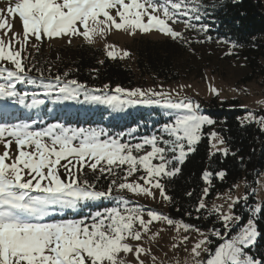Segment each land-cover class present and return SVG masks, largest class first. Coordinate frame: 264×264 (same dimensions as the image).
Returning a JSON list of instances; mask_svg holds the SVG:
<instances>
[{"label":"snow or ice","instance_id":"6c2138e0","mask_svg":"<svg viewBox=\"0 0 264 264\" xmlns=\"http://www.w3.org/2000/svg\"><path fill=\"white\" fill-rule=\"evenodd\" d=\"M6 13L0 10V101L34 109L46 102H78L83 97L86 103L107 106L110 117L135 105H161L169 119L139 137V124L112 134L103 127H71L60 122L41 127H36L35 120L0 122V145L4 149L0 153V264H147V258L151 264H162L152 249L145 247L146 238L153 241L158 235L152 231L154 222H166L199 237L190 248L187 234L179 244H172V251L183 245L186 254L174 264H264V259L251 253L261 235L257 217L264 215V198L258 196L255 179H245L247 189L241 196L232 195L239 183L224 193L217 192L225 204L209 206L206 200L214 189L213 177L224 181L227 171L202 173L205 187L192 211L197 213V220L213 221L206 232L202 226L147 208L122 194L127 190L155 199L158 189L164 202H174L166 181L181 172V165L204 135V127L215 124L201 113L198 102L187 95L174 99L163 85L159 90L117 85L113 92L105 83L100 89H92L70 79L72 69L52 75L51 65L40 66L33 55L40 53L45 38L67 37L71 45L73 38L80 37L91 45L113 29L132 36L157 30L194 53L193 43L213 39L210 25L204 22L208 11L202 0H15ZM17 15L19 32L13 30ZM178 23L184 25L183 31L174 27ZM189 30L196 36L186 35ZM104 47L111 59L131 55L114 45ZM236 47L232 43L225 55H234ZM22 84L35 85L41 91L29 96L19 90ZM211 92L219 95L215 87ZM246 111L242 124H256L264 131V111ZM207 135L215 141L210 155H236L219 133L213 130ZM253 171L262 177L260 190L264 191V174ZM137 173V179L130 181ZM102 179L108 181L103 189L98 187ZM193 194L194 190L185 193L189 198ZM108 200L113 206L79 218L54 219L56 214L78 213ZM237 205L249 214L242 226L243 217L235 212ZM192 211L186 215L192 217Z\"/></svg>","mask_w":264,"mask_h":264},{"label":"trees","instance_id":"16d2710c","mask_svg":"<svg viewBox=\"0 0 264 264\" xmlns=\"http://www.w3.org/2000/svg\"><path fill=\"white\" fill-rule=\"evenodd\" d=\"M207 3L208 15L204 22L210 25L209 35L213 39L223 38L232 41L240 48L238 55L249 70L241 78L242 81L251 82L260 79L264 83V0H207ZM212 5L215 7L213 8ZM200 37L203 39L202 35ZM132 49L135 54L130 55V61L119 58L109 59L100 49L88 45L51 48L46 52L40 50L39 54L33 53V55L40 66L47 68L51 65L52 75L72 69L69 78L86 83L92 89H100L105 83L109 84L110 88L117 85L124 88L132 87L137 83L145 82L147 78L151 81L156 78L172 81L180 77L181 68L186 67L187 70L195 71L206 68V63L197 60L194 56L191 57L188 47L171 39L140 38L128 46L129 51ZM58 56L59 60H57ZM100 60L104 63H98ZM184 61L186 64L183 66ZM94 69L96 71H93ZM32 75L37 74L33 72ZM45 75H48L47 71ZM19 90L29 95L41 91L35 85L26 84L19 85ZM59 108H61L59 105L52 108L43 106L44 110L52 109L55 113L52 117L50 114L45 116L48 121L56 119ZM35 110L36 108L32 110L34 114H36ZM203 111L215 120L213 126L216 132L225 139L227 146L231 151L236 152V155L230 154L227 157L221 153L210 155L209 139L204 134L195 145V150L188 154L181 165V172L175 178L166 181L168 195L174 198V202L167 205V214L175 219L183 218L190 224L202 226V229L207 231L213 221L197 220L194 218L197 213L192 211L205 187L202 173L205 170L227 171L224 181L213 177L214 189L206 200L207 203L216 196L217 192L227 191L234 183L243 182L245 193L247 189L245 179L247 182L255 179L257 189L261 177H256L253 170L264 174V131H261L256 124H242L246 111L239 107L236 100L218 102L213 98ZM241 157L244 158L243 163L240 161ZM190 190H194L191 198L185 195ZM259 197L264 198V193ZM189 211H192V217L186 215ZM235 212L243 217L240 222L242 226L247 222L249 214L242 205H237ZM257 224L261 235L255 247L251 249V253L258 259H264V215L257 217Z\"/></svg>","mask_w":264,"mask_h":264},{"label":"rangeland","instance_id":"374dc122","mask_svg":"<svg viewBox=\"0 0 264 264\" xmlns=\"http://www.w3.org/2000/svg\"><path fill=\"white\" fill-rule=\"evenodd\" d=\"M14 2L15 0H0V10H3L4 13L7 14V7L11 4H14ZM202 2L204 5H208L207 0H202ZM13 24L14 31L19 32L22 30L18 15L13 20ZM174 27L177 30H184V25L182 23H178L174 25ZM186 35L193 37L196 36V33L189 30L186 32ZM140 38H147L149 40L170 39L160 34L157 30H153L149 34H141L137 32L135 36H132L123 30L113 29L106 36V38L97 37L95 43L91 45L80 37L73 38L71 45L67 43V37L52 40H47V38H45L44 42L42 43L41 50L46 52L51 48L88 45L100 49L106 56L104 47L105 44L114 45L118 51L128 50V46L131 45L133 41ZM199 38L202 39L201 37ZM223 40L227 39H213L212 41L203 44L193 43L194 45L192 48L195 49V52H191V57L194 56L197 60L206 63V68L202 71H195L193 69L187 70L185 67L181 68L180 77H178L176 80L163 81L159 78H156L154 81H151L147 78L145 82L137 83L132 87H126V89H134L139 87L144 90L149 88L159 90V86L163 85L164 91L171 93L174 99H179L180 97L187 95L192 98L193 101L198 102L201 106L200 111L202 114H205L203 110L213 98H215L218 102L236 100L238 101L239 107L245 111L246 109L254 110L257 112V114H260L262 111H264V106H262L261 103L264 102V83L261 82L260 79L251 82L242 81L241 78L245 76L249 70L244 64L242 58L238 55L240 48L236 47L233 49L235 53L234 55H225V53L232 46L233 42L227 40L229 43H217V41ZM130 54H135L134 49L130 51ZM122 60L130 61L131 56ZM185 64L186 63L184 61L182 65L184 66ZM212 87H215L219 90L218 96L211 92ZM110 89L114 92L115 87ZM177 93H179V96ZM29 96H31V94ZM28 102H30V100ZM45 105H47L49 108H52L56 105L61 106L54 121H48V118L45 117L49 114L51 117L52 115H55L52 109L44 110L43 106ZM45 105L36 108V114H33V109H29L23 105H19L11 101H0V122L11 124L17 121L31 122L35 120L37 122L36 127L46 126L48 123L60 122L71 127H103L112 134L118 133L120 131H127L130 127H135L137 124H139L140 130L136 134L137 137H139L152 132L158 128L160 124L169 119V117L165 115L167 110L161 105H135L126 109L124 113L117 114L112 117L109 116L107 106L86 103L83 101V97H81L80 101L78 102L69 101L60 104L46 102ZM44 111L47 112L45 113ZM246 115L247 111L245 116ZM213 130L216 131L213 125H206L203 129V132L207 135V133ZM208 139L210 151L213 152L214 149L211 148V144L215 141L209 137ZM221 147H223V145H221ZM3 150V145H0V153H2ZM61 174L63 176V169H61ZM139 174L140 173L134 174L129 178V180H136ZM260 181L257 188V193L259 196L264 193V191L260 190ZM107 183L108 181L106 179H102L99 182L98 187L101 189L106 188ZM239 184L240 187L233 191V196H241L244 194L243 182H239ZM155 193V199L144 196L143 194L129 193L127 190H125L122 194L141 205H145L147 208L156 209L164 214H167L168 202L163 201V198L159 195L158 189L155 190ZM113 203L114 202L111 200L96 202L89 207L83 208L78 213L67 212L63 217L60 214H56L54 219L79 218L87 215L89 212H94L97 209L102 210L104 207H111L113 206ZM213 203L225 204V201L216 195L207 204L210 206ZM145 218L147 219L146 214ZM154 225L155 226L152 228V231L158 232V235L153 241H148L146 238L145 247L151 248L158 257V261L162 262V264H174L176 259H182L185 257L186 254L183 251V245H181V248L177 252L171 250L172 244H179L181 238L184 235L187 234L190 236L188 245L189 248L191 247L192 243H194L195 240L199 238L195 232L185 233L182 228L176 229L173 226H168L166 222H154ZM147 264H151L150 258H147Z\"/></svg>","mask_w":264,"mask_h":264}]
</instances>
